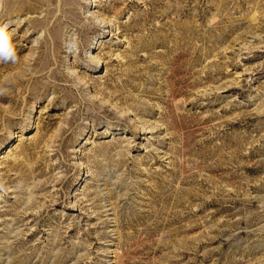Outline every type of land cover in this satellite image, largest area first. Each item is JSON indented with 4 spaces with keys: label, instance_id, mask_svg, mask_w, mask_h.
<instances>
[{
    "label": "rangeland",
    "instance_id": "374dc122",
    "mask_svg": "<svg viewBox=\"0 0 264 264\" xmlns=\"http://www.w3.org/2000/svg\"><path fill=\"white\" fill-rule=\"evenodd\" d=\"M0 11V264H264V0Z\"/></svg>",
    "mask_w": 264,
    "mask_h": 264
},
{
    "label": "clouds",
    "instance_id": "9594fccd",
    "mask_svg": "<svg viewBox=\"0 0 264 264\" xmlns=\"http://www.w3.org/2000/svg\"><path fill=\"white\" fill-rule=\"evenodd\" d=\"M0 53H2L5 58H11L13 56L9 37L2 29H0Z\"/></svg>",
    "mask_w": 264,
    "mask_h": 264
},
{
    "label": "bare ground",
    "instance_id": "6f19581e",
    "mask_svg": "<svg viewBox=\"0 0 264 264\" xmlns=\"http://www.w3.org/2000/svg\"><path fill=\"white\" fill-rule=\"evenodd\" d=\"M2 2V0H0V3ZM88 2V0H85V3H87ZM6 7V10H5V14H3V16L4 15H9V14H11L9 11L10 10H8L9 8H11V6H8V5H6L5 6ZM13 9V8H12ZM88 13V11H85L84 12V14L86 15ZM2 15V13H1V11H0V16ZM5 17H8V16H5ZM87 18L89 17V16H86ZM29 18H31V16H29ZM94 18L95 19H99L100 17L99 16H94ZM7 20H9V18H5V20L2 22V24H1V26H0V29H4L5 27H6V25H7V23H6V25H5V22L7 21ZM20 24H21V22H20ZM94 61H96V62H100L101 61V59L100 58H95L94 59ZM88 64H91V63H88ZM78 84V83H77Z\"/></svg>",
    "mask_w": 264,
    "mask_h": 264
}]
</instances>
